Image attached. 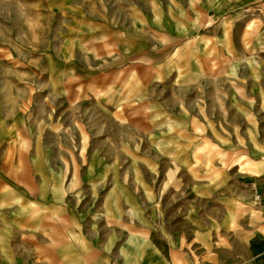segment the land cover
I'll return each instance as SVG.
<instances>
[{"label": "crops", "instance_id": "obj_1", "mask_svg": "<svg viewBox=\"0 0 264 264\" xmlns=\"http://www.w3.org/2000/svg\"><path fill=\"white\" fill-rule=\"evenodd\" d=\"M40 1L61 36L60 115L45 103L24 137L20 108L0 123V264H264L260 148L233 187L191 171L208 162V42L249 0ZM165 163L195 177L172 222Z\"/></svg>", "mask_w": 264, "mask_h": 264}, {"label": "rangeland", "instance_id": "obj_2", "mask_svg": "<svg viewBox=\"0 0 264 264\" xmlns=\"http://www.w3.org/2000/svg\"><path fill=\"white\" fill-rule=\"evenodd\" d=\"M44 6L40 0H0V123L6 124L14 108H20L22 137L31 133V118L45 121L44 107L52 104L54 118L60 115V96L51 99L46 92L61 88L56 80L62 68L57 60L61 50L50 48L60 47L61 36L44 32L49 25ZM229 17L232 32L223 40L208 42V162L197 163L191 171L208 170V184L219 171H228L226 181L233 187L236 172L247 171L243 160L253 153L252 145L264 154V2L249 0ZM59 23V18L53 19L54 26ZM69 84L77 87L76 81ZM85 115L92 121V114ZM139 117L133 115L134 120ZM139 132L132 131L133 140ZM115 134L121 141L125 130L117 127ZM223 140L228 144L223 145ZM114 149L118 154L141 151L140 146L117 145ZM164 172L162 204L172 222L173 203L188 200L182 192L195 177L191 179L183 168L177 170L170 163H165Z\"/></svg>", "mask_w": 264, "mask_h": 264}, {"label": "built area", "instance_id": "obj_3", "mask_svg": "<svg viewBox=\"0 0 264 264\" xmlns=\"http://www.w3.org/2000/svg\"><path fill=\"white\" fill-rule=\"evenodd\" d=\"M258 1H260V2H264V0H258Z\"/></svg>", "mask_w": 264, "mask_h": 264}]
</instances>
